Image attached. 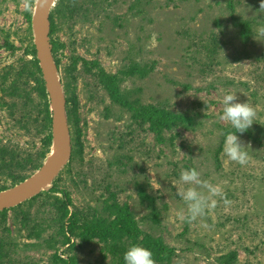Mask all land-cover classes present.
Here are the masks:
<instances>
[{
    "label": "rangeland",
    "instance_id": "obj_1",
    "mask_svg": "<svg viewBox=\"0 0 264 264\" xmlns=\"http://www.w3.org/2000/svg\"><path fill=\"white\" fill-rule=\"evenodd\" d=\"M133 1L118 0L107 17L93 21L57 20L53 39L64 47L56 52V65L64 93L67 83L74 89L83 145L82 156L54 179L58 196H69L70 211L96 210L106 217L100 209L109 183L139 228L160 236L175 250L170 262L155 264H218L217 258L230 251L238 254L236 264H264V38L256 35L264 27L261 0H152L132 5ZM34 4L31 0L28 20L22 0H0V72L7 65L18 67L21 58L32 59L25 53L34 45ZM241 21L250 23L248 39L241 35ZM77 57L82 60L74 63ZM94 61L121 78L122 93L191 116L195 127L177 126L158 141L147 124L135 122L110 101L83 65ZM132 64L151 70L143 78L119 73ZM227 94H235L237 102L248 101L256 110L251 128L236 133L246 148L251 146L250 160L243 166L223 153L225 128L235 130L220 119ZM69 127L75 137V128ZM0 139L23 146L28 140L1 109ZM191 168L202 180L219 186L231 205L225 206L217 196L214 209L189 222L187 206L177 192L188 187L180 181L181 171ZM39 201L7 213L6 226L22 249V261L68 264L74 257L76 264H126L124 254L133 246L126 239L118 242V253L113 254L103 242H85L77 235L63 246L46 242L50 232L28 238L20 212L34 216ZM151 204L158 223L153 221Z\"/></svg>",
    "mask_w": 264,
    "mask_h": 264
},
{
    "label": "trees",
    "instance_id": "obj_2",
    "mask_svg": "<svg viewBox=\"0 0 264 264\" xmlns=\"http://www.w3.org/2000/svg\"><path fill=\"white\" fill-rule=\"evenodd\" d=\"M144 1L152 0H134L132 5H138ZM117 2L118 0H55V4L49 9L48 21L49 36L56 64L59 63L55 56L56 52L64 47L63 43L53 39L58 30L57 20L71 21L76 24L78 21L87 22L102 16L107 17ZM25 15L30 20L31 12L28 11ZM238 25L241 27V35L248 39L250 23L241 21ZM9 48H13V46L9 45ZM25 54L31 55L32 59L21 58L18 67L7 65L0 72V109L6 111L11 126L22 131L28 138L25 146L18 142L0 139V192L20 184L37 171L46 159L55 137L53 136L54 119L34 45L31 44ZM78 60L82 59L77 57L74 63ZM83 65L107 93L110 101L123 112L129 113L135 122L140 125L147 124L148 130L155 135L158 141L163 142L164 133L172 131L177 126L195 127L196 124L193 123L191 116L178 115L154 104H143L138 98H133L132 93H122L119 88L121 78L117 74H108L98 62H92L90 66L84 62ZM150 70L151 68L146 69L145 66L132 64L127 69L120 70L119 73L143 78ZM65 88L68 124L75 128V137L72 136L70 163L82 156L83 145L80 141V130L77 129L79 118L75 92L68 83ZM224 131V135L235 132L228 128H225ZM58 192L54 180L50 190L42 191L17 207L0 212V227L2 228L0 264H35L26 258L25 261L21 260L19 253L22 249L11 238L6 220L9 211H16L24 205L32 207L38 199H40L38 210L34 216L28 211L20 212L21 223L28 227V238L41 237L44 232H50L52 234L46 242L48 244L54 242L63 246L70 243L72 236L77 235L85 242L92 240L103 242L106 247H109L108 251L113 254L118 253V242H123V239H126L132 243L131 245L149 249L155 262L168 263L171 261L175 250L168 247L160 236L154 237L139 228L129 206L117 201V194L110 190L109 183L104 186V192H107L108 197L102 202L104 206L100 209L107 213L106 217L101 216L96 210L93 212L78 209L70 211L72 202L69 196L64 193L63 197H59ZM140 197L144 199L147 197L143 189L140 190ZM149 200L152 202L151 198ZM152 204L150 206L153 221L158 223V214ZM41 208H46V211L41 212ZM30 247L34 246L30 245ZM237 260L236 251H230L217 258L218 264H236ZM68 264H76L74 257L69 259Z\"/></svg>",
    "mask_w": 264,
    "mask_h": 264
},
{
    "label": "water",
    "instance_id": "obj_3",
    "mask_svg": "<svg viewBox=\"0 0 264 264\" xmlns=\"http://www.w3.org/2000/svg\"><path fill=\"white\" fill-rule=\"evenodd\" d=\"M54 4L55 0H35L31 23L36 58L48 94L52 117L58 125L59 139L55 140L54 137L51 149L37 171L20 184L0 192V212L16 207L50 187L71 158L72 138L67 119L66 96L52 52L49 27L41 21L44 11L48 9L49 13Z\"/></svg>",
    "mask_w": 264,
    "mask_h": 264
},
{
    "label": "clouds",
    "instance_id": "obj_4",
    "mask_svg": "<svg viewBox=\"0 0 264 264\" xmlns=\"http://www.w3.org/2000/svg\"><path fill=\"white\" fill-rule=\"evenodd\" d=\"M23 6L31 10V0H22ZM259 11L264 12V0H261ZM256 35L264 38V27L257 30ZM256 39V38H255ZM223 114L220 116L222 121L229 122L235 129V132L226 135L223 153L232 162L241 166L246 165L250 160L248 149L236 133H245L253 125L256 117L255 108L247 102H237L235 94H227L223 97ZM180 181L188 187L177 192V195L185 202L187 206L186 219L191 222L198 217L206 214L207 210L214 209L218 201L215 197L219 196L225 206L231 205L219 186L212 185L201 179V174L196 168L182 170ZM126 264H155L152 252L142 246L133 245L124 254Z\"/></svg>",
    "mask_w": 264,
    "mask_h": 264
},
{
    "label": "bare ground",
    "instance_id": "obj_5",
    "mask_svg": "<svg viewBox=\"0 0 264 264\" xmlns=\"http://www.w3.org/2000/svg\"><path fill=\"white\" fill-rule=\"evenodd\" d=\"M47 14H48V9L44 11L43 17L41 20L43 25H45L46 27L48 26ZM54 136H55V140L59 139V129H58V125L56 122H54Z\"/></svg>",
    "mask_w": 264,
    "mask_h": 264
}]
</instances>
